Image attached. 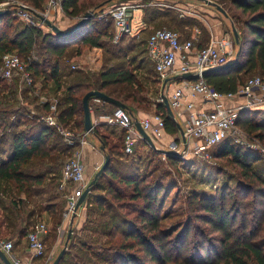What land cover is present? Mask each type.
<instances>
[{
    "label": "trees",
    "instance_id": "1",
    "mask_svg": "<svg viewBox=\"0 0 264 264\" xmlns=\"http://www.w3.org/2000/svg\"><path fill=\"white\" fill-rule=\"evenodd\" d=\"M5 1L11 0H0V3ZM20 1L33 9L43 10L49 0ZM113 1L115 0H62V10L71 18H78L88 11L99 9L79 31L66 36L51 31L45 32L44 27L38 23L24 24L12 6L7 14L0 17V52L3 55L16 51L21 59L28 60L31 63L34 80L41 83L43 92L46 84L51 81L60 88L64 69L62 61L66 57L71 60L80 56L86 48H101L102 38L107 37L117 44L114 46L116 49L113 47L117 55L135 51L137 45L135 39H132L134 43L125 50L119 46L130 34H123L115 43L116 30L112 18L98 17V13H102L107 4ZM126 1L122 0L119 4ZM229 4L238 12V21L242 25L240 41L235 44L236 50L239 51L238 61L226 69L204 76L205 83L223 95L236 93L249 79L255 77L250 76L253 73L259 72L264 78V0H229ZM226 12L230 17V13ZM231 17L230 20L236 28V21ZM45 27L49 29L46 25ZM36 52L41 56L40 59L32 57ZM115 59V56H112L111 60ZM120 65L121 63L116 62L109 72L98 73L94 81L77 83L69 87L68 106L59 114L60 121L65 127L70 128L69 123L75 118L79 133L85 131L83 97L91 90L102 91L120 100L125 104L124 109L127 112L132 108L130 100L134 105H138L136 104L139 103L138 97L135 99L134 96L128 95L124 99L107 90L111 86L125 84L126 87H134L138 84L137 66L126 64L122 68ZM8 85L2 83L0 78V98ZM12 86L17 96L18 83L15 82ZM31 89L32 87H25L23 97L31 103H36L37 98L33 97L35 101L30 98ZM11 107L4 110V117L0 120L3 122L0 135V180L8 181L19 195L30 200L33 189L46 180L44 173L33 174L29 171L30 165L33 164L30 162L39 160L38 162L42 164L44 161H53L55 155L73 154L79 149L80 143L76 142L74 146H69L56 129L47 127L38 118L30 121L26 118L28 114L23 107L17 110ZM35 107L42 110V107L47 106L41 107L36 104ZM157 108L163 113L165 132L172 135L179 133L176 116L174 118L169 116L164 103L159 104ZM255 114V111L249 108L241 109L237 126L250 138L264 145V118L259 120L254 117ZM25 122H28V125L21 130ZM99 132L95 127L93 133L107 149L111 160L92 190L99 187L105 176L110 177L111 182L103 196L97 197L96 201L87 196L86 201L94 207L91 211L102 218H108V203L113 202L110 204H115L117 212H112L107 220L113 222L119 219L120 215L125 216V219H122L119 225L111 224L112 228L107 234L108 240L103 247L104 255L100 254L102 244H95L98 238L101 240V230L97 228L101 222L91 221L93 223L91 226L83 228V232H88L87 237L76 238L81 255L76 253L72 262L69 260L71 250L68 252L66 250L59 264H90L91 256L110 264H264V159L261 154L237 144L230 135L224 138L212 150L216 149L214 152L216 158L226 160L235 170L237 176L235 185L223 186L214 196L197 194L189 196L186 220L166 227L165 220L172 213L166 208L167 200L176 185L165 184L160 164L144 172L142 167L146 159H142L141 153L130 157L127 170H118L113 156L114 149L119 144L110 145L106 137ZM54 136L53 142L51 139ZM150 151L153 156L148 165H152L155 158L161 155L156 149L152 148ZM164 156L176 167L182 162L177 155ZM50 167L53 165L50 164ZM48 206H45V209H48ZM110 208H113V205H110ZM1 210L0 205V240H11L4 239L10 235L13 226L10 225V219L3 216ZM88 223L89 219L86 224ZM94 223L97 226L92 228ZM19 231L22 236L28 234L27 228H20ZM96 235L97 238L94 237ZM75 236L74 234L70 238V245L74 242Z\"/></svg>",
    "mask_w": 264,
    "mask_h": 264
},
{
    "label": "built area",
    "instance_id": "2",
    "mask_svg": "<svg viewBox=\"0 0 264 264\" xmlns=\"http://www.w3.org/2000/svg\"><path fill=\"white\" fill-rule=\"evenodd\" d=\"M62 0H49L43 10L33 9L27 3L20 0H11L0 3V10L13 6L17 15L28 25H45L37 17V14L49 19L54 10H59ZM137 0L122 2L114 5L106 12L98 13L99 18L110 16L116 28L114 42H118L123 34H133L129 26L131 13L141 8V3ZM56 12V11H55ZM199 31L195 37L182 41L181 35L167 28H158L154 30L147 39V53L155 65V70L161 81L167 80L171 75L182 76L186 73L197 74V79L189 82L185 88L190 90V94L201 93L205 100L215 102L217 107L215 111L200 109L193 102H187L184 96L185 88H179L169 99L172 109L175 112L186 111L184 131L186 142L179 140L173 142L169 151L177 152V147L187 145L190 141L194 143L193 151L195 155L208 159L211 156V150L227 136H233L234 141L241 146L249 149H255L253 144L243 142L240 136L237 119L239 111L246 107H224L219 100L222 97L235 98L244 96L249 105L264 104V78L255 76L240 87L236 93L219 94L210 88L202 76V72L207 69L222 67L232 63L236 56L235 39L228 32L221 38L211 39L207 46L196 47V41L199 39ZM234 37V36H233ZM179 60L181 65L177 68L176 62ZM31 63L23 60L15 52H8L2 55L0 61V78L8 84L18 83V98L24 101L23 90L25 87H32L30 95L37 98L35 104L46 105L47 107L39 111L34 105L22 103L21 107L25 110L37 113L38 119L47 127L56 129L64 138L69 146H74L76 142L83 147L87 143L88 132L78 133L77 131L65 127L60 121L59 101L48 100L43 94V88L40 82H35ZM76 68V66H73ZM100 102V99H95ZM163 102V97H161ZM29 115L30 112H28ZM110 124L116 123L126 130L124 140V151L127 154L134 152L136 143L143 139L136 127V122L140 121L142 127L152 139H160L165 133V119L160 111L153 112L147 118L135 120L129 112L122 107H115L113 112L107 116ZM82 150L77 149L72 156L64 163L60 179L59 189L66 199V209L64 217L71 218L75 213L76 205L79 199L84 195L90 182L87 179L86 167L82 157ZM178 155L182 156L179 152ZM183 157V156H182ZM184 158V157H183ZM63 230L59 231V234ZM49 234L48 225L45 222L36 224L27 234V246L31 257L27 260L15 255V243L13 240H0V249L6 254L12 264H52L53 258L47 256V245L45 238Z\"/></svg>",
    "mask_w": 264,
    "mask_h": 264
},
{
    "label": "rangeland",
    "instance_id": "3",
    "mask_svg": "<svg viewBox=\"0 0 264 264\" xmlns=\"http://www.w3.org/2000/svg\"><path fill=\"white\" fill-rule=\"evenodd\" d=\"M122 0H115L113 1V3L107 4L108 6H106L105 8H110L116 4H119V2ZM130 2L133 0H127L126 2ZM155 1H161V0H155ZM169 1V0H166ZM190 2L193 3H197L199 5H204L205 2L203 0H188ZM217 4H219L220 6H222L226 11H228L230 13V15L234 18V20L236 21V29L237 31L240 33L241 29H242V25L241 23H239L238 21V12L229 4V0H211ZM214 10H217L216 7H213ZM99 10V9H98ZM98 10H95L94 12H97ZM218 11V10H217ZM221 12L219 11V14ZM141 14V11L136 10L134 12L135 16H139ZM222 15V13H221ZM66 15H63L62 17H64ZM83 16V15H82ZM78 17V18H71V17H64V19L51 16L50 19H52L53 23H55L58 27L60 28H67V27H73L75 25V22L77 23L78 20L82 17ZM230 16V17H231ZM229 17V20H230ZM231 17V18H232ZM71 20V23L69 25V23L67 21H65L66 19ZM21 19V18H20ZM174 19V18H173ZM22 21V20H21ZM169 21V22H168ZM168 21L166 22L165 26L161 27V28H167L173 31L175 30V25L170 24V19H168ZM175 21V20H172ZM24 24L26 23L24 20L22 21ZM226 25V24H225ZM42 27H44L45 32L47 31H51V29H46L45 25H41ZM227 31L228 32H232V25L230 26V21L228 22V26H226ZM136 30V29H135ZM52 32V31H51ZM134 31L133 34L134 35ZM132 35H130L129 37H127V39L125 41H123L122 45H119L122 49H126L130 46L131 43H134V40H136V48L135 51H131L126 55H117L115 51H113V47L117 46V44H114L112 42V39H108L107 37L104 39L102 38V42L103 45L101 47V65L96 66V58H97V53L94 52V48H99V47H89L86 48L83 53L84 55L81 57H76V60L73 59H69V57H66L64 59V61H62L63 64V77H62V85H65L66 88V92L63 89L62 91L65 92V94H59L57 91V85L54 81L49 82L47 85V87L45 88V92H43L44 96L50 100L51 102H53L54 99L59 101V107H60V111L64 108H66L68 106L67 103V96L69 95L67 93V88L68 86H70L71 84L74 83V81L72 80L70 74L71 73H77L78 71H87L88 72V78L89 81H94V78L96 79L98 76V73H100V70H107L109 67H111V65H116L117 63H121V67H125L126 64H129L130 66L134 65L136 66L138 63H140L142 60V57L147 56L146 53V40H143V38H140L138 36H135L134 38H132ZM232 38L234 41V37L232 34ZM117 43V42H115ZM114 49H116V47H114ZM94 50V51H93ZM14 52V51H13ZM16 52V51H15ZM237 50H236V54H237ZM82 55V54H81ZM2 56V53L0 52V57ZM112 56H115V60H111ZM32 57L36 58V59H40L41 56H39V54L36 52L35 54L32 55ZM31 57V58H32ZM236 58V56H235ZM30 60V59H29ZM70 60V61H69ZM94 62V63H93ZM114 63V64H113ZM73 66H76V68H73ZM99 67V68H98ZM114 67V66H112ZM137 79H138V84L136 86H128L126 87V85H122V86H111L108 87L107 90L109 92H111L112 94H116L118 96L123 97L124 99L126 98V96L131 95L134 96L135 99L137 97H140L139 99V103H136L138 105L136 106H140L143 108H148L152 111H158L157 106L163 102H161V85H156L153 83V85H148L150 84V82L146 81L145 78L139 76V73H136ZM250 76H262V74H260L259 72L253 73ZM249 76V77H250ZM43 81V78L41 79ZM2 83H7L5 82V80L2 79ZM147 85V87H145ZM9 87L7 88L6 91H4V93L2 94V97L0 98V120L2 117H4V110L7 108H13L14 110L19 109V107H21L22 103H29L32 105H36L34 102H30L29 100L24 99V101H21L17 96L14 94V87L12 86V84L8 85ZM97 86V85H96ZM98 87V86H97ZM62 88V86L60 87V89ZM99 88V87H98ZM122 89V90H120ZM143 95H146V98H142ZM31 100L33 98V96H30ZM96 98H92L91 99V107L92 109H94L95 111L99 110V107L101 106V103L96 102L95 100ZM146 103H144V101ZM35 101V100H34ZM11 105V106H9ZM130 105L132 107H134V103L132 100H130ZM26 113L28 114V119H30V121L36 120V118H38L37 113H33L32 111L29 110H25ZM31 115H29V113ZM254 117L258 118L259 120L264 118V114H258V115H254ZM263 117V118H262ZM3 122L0 121V135H2V124ZM70 125V129H73V126L75 124V118L72 119V121L69 123ZM28 125V122H25L22 126H21V130L25 129ZM19 129V130H20ZM74 130V129H73ZM99 130V129H98ZM100 134H101V130H99ZM239 134L240 136H242L243 142L246 143H250L253 144V147L255 149V151H257L259 154L262 155L263 159H264V145L261 144L259 141L250 138L247 133H245L241 128H239ZM109 135H110V142L114 143L117 139H123L124 138V133H122L120 130H116L114 131V128H111L109 130ZM232 138L234 139V137L232 136ZM53 142L55 141V136L51 139ZM153 140H157V139H153ZM183 140V139H182ZM179 143V141H177ZM184 142V141H183ZM118 144V142H117ZM103 145V144H102ZM172 145V144H171ZM170 145V146H171ZM240 145V144H239ZM100 146H101V142H100ZM183 146V145H182ZM182 146H178L177 147V152H179L182 156L177 155L178 157H180L182 160V162L179 163V165L176 167L174 166L172 163H170L165 156L163 155H159L157 158H155L154 162L152 165H148V161L151 160L152 158V151L148 150V149H143V150H138L139 153H142V155H144V159L145 160V164L142 167V169H144L143 171H150L154 165L156 164H160L161 168H162V177H165V184H174L176 185V188L172 190L168 200H167V206L166 208H168L170 213V217L165 220V226L166 227H170L174 224L179 223L180 221H185L187 218V199L189 196L197 194L199 196H209V194H218L219 190L222 189L223 186L225 185H230V186H234L237 176H236V172L235 170L229 166L226 162V160L224 159H219L216 158L214 156V152L216 151V149L211 150V156L208 159H204V158H199V157H192V155H189L192 158H189L188 156L185 157V151H183V149L181 148ZM82 146L79 147L80 150H82L81 148ZM138 148V146H137ZM170 148V147H169ZM137 154V153H136ZM72 154H59V155H55V157L53 158V161H44V163L41 164V162H38L39 160L35 161V162H30V167H29V171L33 174H41L44 173L46 176V180L42 185L36 186L33 189V194L34 196L30 199V200H26L25 196L19 195L18 193L15 192V189L12 186H9L7 183L2 182L0 183V197H1V193H3V202H1V206L3 209H8V211H6L8 214L6 216V212H4V216H6V218L11 219L12 217V222H21L22 223V219H24V222L27 221L29 215L31 213L32 217L36 216L39 217V214L41 216V212L40 210L42 208H44L46 205L53 203L54 205L50 207V212L48 211L46 216H41L42 220L40 222H45L48 225V230H49V234L47 237V246H48V250L52 251L55 247V245L58 243L57 249L54 251V253H56L53 257V261L55 260V258L59 255V253L66 248L67 252L71 250L70 252V258L69 260L73 262V260H75L74 256H76V253H79V255H81L80 249L77 247L78 244V240L76 238H80L81 236L84 237L88 235V232L85 231L83 232V228H87L89 226H91L95 221L101 222V224L97 226V224L94 223V225L92 226L95 227L97 226L98 229L101 230V240L100 238H98V240L96 241L95 244L98 245V243L102 244L101 246V252L100 254L104 255L103 252V247L105 246L104 243L107 242L108 240V232L111 230V226L116 223V224H121V220L125 219V216L120 215L119 219H115L113 222H109L110 215L113 213H116V206L115 204H110L113 202H109L108 203V218H102V216L98 215L96 216V213H93L91 210L94 207H91L90 204H88V202L85 200L84 204L81 207H85L84 208V213H83V217L80 219V221L78 222V224H75V219L77 218V216L75 218H73V216H71V218H65L64 217V210L66 209V199L64 197V195L62 194V192L60 191V189L58 188L60 179H61V175H62V169H63V165L64 163L69 159V157H71ZM82 157H83V161L85 163V167H86V175H87V179L89 182H91L94 177L95 174L98 172V170L101 168L102 165L100 166H93L89 161L88 158L85 157V153L82 150ZM195 161V164H190V160ZM35 164H37V166H34ZM50 164L53 165V167H50ZM52 169V170H50ZM111 182L110 177L105 176L99 184V187L96 190H92L89 194L88 197H90L91 200L96 201V198L99 196H103L105 194V191L108 188L109 183ZM56 196L58 197V200H48V197L50 196ZM88 197L86 199H88ZM24 201V203H23ZM110 205H113V208H110ZM80 207V208H81ZM80 210V209H79ZM78 210V211H79ZM112 210V211H111ZM113 212V213H112ZM11 216V217H9ZM85 216V217H84ZM21 219V220H20ZM89 219L90 223H87V220ZM37 220H39V218H35V220L33 221L31 226H35V224H38L40 222L37 223ZM23 222V223H24ZM108 223V224H106ZM112 224V225H111ZM107 226V227H105ZM124 227V226H123ZM125 227H128V225H125ZM25 228H27V225L25 226ZM70 229H73V233L71 235V237L74 236V234L76 235L74 237V242L70 245V239L69 241H67V237H68V232ZM63 230L61 234H59V231ZM98 230V231H100ZM94 237H98L97 235ZM9 238L8 236L5 237L4 239ZM100 240V241H99ZM77 247V248H76ZM99 253V252H98ZM97 253V254H98ZM92 257V263L90 264H110V263H106L103 260H98L97 258ZM53 263V262H52Z\"/></svg>",
    "mask_w": 264,
    "mask_h": 264
},
{
    "label": "crops",
    "instance_id": "4",
    "mask_svg": "<svg viewBox=\"0 0 264 264\" xmlns=\"http://www.w3.org/2000/svg\"><path fill=\"white\" fill-rule=\"evenodd\" d=\"M136 2H140L141 3V8L137 9L139 11H141V14L138 16L134 15V11H132L131 13V17H130V21H129V26L132 28V31H134V36H138L140 38H143V40H146V53H147V39L150 36V34L158 29L161 28L163 26H165L166 22L168 21V19H170V24L175 25V30L176 32H178L181 35V40L185 41L188 40L192 37H195L197 35V32L199 31V39L196 41V47H203V46H207L211 39H218L221 38L225 33H227V28L226 26H228V22L230 21V26L232 24V21L229 20V17H225L223 14L221 15V13L219 14V11L214 10L213 9V5L207 4L205 2L204 5H199L197 3H193L190 2L188 0H161V1H155V0H137ZM213 2V1H212ZM108 10L105 9L103 12H106ZM56 11V12H55ZM56 16L59 18L64 19V17H62L63 15H66L63 10L60 8L59 10H54L52 12V16ZM161 15V16H160ZM163 15V16H162ZM174 18V19H173ZM69 25L71 23V20L65 18ZM175 20V21H172ZM169 22V21H168ZM76 24V22H75ZM226 24V25H225ZM71 28L70 26L64 29H69ZM136 29V30H135ZM116 30V28H115ZM229 34L232 35L231 32H228ZM95 50V51H94ZM94 52L97 53V62H96V66L101 65V48H94ZM84 53L80 56L77 57H81L83 56ZM73 60H76V57L73 58ZM142 60L140 63H138L137 66V70L136 72L139 73V76L145 78L146 81L150 82V84L148 85H153V83L156 85H161V94L162 95H166L169 99L172 97V95L179 89V88H185L186 85L189 82H193L196 79H184L182 76L173 74L171 75L167 80L168 82L166 83V85L164 86L165 81H161L157 75V72L155 70V65L154 63L151 61V59L148 56L142 57ZM0 61H1V57H0ZM114 62V61H113ZM94 63V62H93ZM114 64V63H113ZM181 65V62L179 60H177L176 62V67L178 68ZM114 65H111V67H109L107 70H100V73H107L110 70H112L114 67H112ZM99 68V67H98ZM88 72L87 71H78L77 73L73 72L70 74L72 80L74 81L73 84H71L70 86H68L67 88V93H68V89L69 87H71L74 84L77 83H88L89 82V78H88ZM195 76V75H193ZM61 86L62 88H57V91L59 94H65L66 92V88L65 85H62V80H61ZM147 87V85L145 86ZM65 90V92H63L62 90ZM184 90V96L186 98L187 102H193L197 105L198 108L200 109H205L207 111H215L217 104L215 102L212 101H208L205 100V98L203 97V95L201 93H195L194 95L190 94V90L188 88L183 89ZM140 99V97H138ZM142 98H146V95H143ZM144 103L145 100H143ZM219 102L224 106V107H246L249 108L251 110H254L256 115L258 114H264V104L261 105H249L248 100L244 97V96H238L235 98H228V97H222ZM99 103V102H98ZM101 106L99 107L98 111H95L94 109H92L91 107V112H92V119H93V123H94V128L97 127L99 130H101V135L105 136L106 139L108 140V142L110 143V145H114L117 144L118 142V146L114 149V164L117 167L118 170L121 171H125L129 168V160L130 157L132 156H137L135 155L136 153L138 154V150H143V149H148L151 150L152 147L149 145V143L145 140V139H139L136 143L134 152L132 154H127L124 151V140H125V135H126V130L116 124H110L107 121V116L110 115L113 110H114V106H112L111 104H109L108 102H104L103 100L100 101ZM91 105V103H90ZM131 116L133 117V119L135 120H142L144 118H147L148 116H150L153 112L148 108H143L140 106H136L134 105V107H132L131 109H128ZM41 111V110H39ZM175 116L176 119L178 121V123L184 128L185 127V123H186V119L188 117V114L186 111L182 110L180 112H175ZM263 118V117H262ZM70 125V124H69ZM111 128H114V131H116L117 129L120 130L122 133H124V138L121 139H117L114 143H111L109 138V130ZM73 129L75 131H77L79 133V131L77 130L76 125L74 124ZM83 133V132H81ZM182 140V136L181 133L179 131V133L177 134H170L165 132L163 137L157 140H153L157 146V151H159L161 153V155H165L163 152L161 151H169L170 150V145L175 142V141H179ZM65 141V140H64ZM183 142V140H182ZM66 143V142H65ZM102 143L100 146V140L97 138V136H95V134L93 132L89 133L87 136V143L86 145L83 147V151L85 153V157L88 158V161L93 165V166H100L104 163L105 161V155L107 154V149L102 150ZM138 146V148H137ZM193 147H194V143L193 142H189L187 143V145H183L181 148L183 149V151H185V157L188 156L189 158L192 157H199L198 155H195L194 151H193ZM142 155V153H141ZM189 155H192V157H190ZM142 159H144V155H142ZM190 162V164H195L194 159L188 161ZM5 182L7 183L9 186H11L9 184L8 181L6 180H0V183ZM59 187V186H58ZM16 192V191H15ZM17 193V192H16ZM3 193H1V197H0V205L1 202H3ZM34 196V194H33ZM32 196V197H33ZM209 196H214V194H209ZM56 198V199H55ZM58 200V197L56 196H50L48 197V200ZM50 205V206H48ZM46 206H48V209L42 208L40 210L41 212V216H46L48 211L50 212V207L53 206V203H50ZM2 207V206H1ZM84 208L85 207H81L80 210L78 211L77 214V218L75 219V224H78V222L80 221V219L83 217V213H84ZM2 214H4V212L8 211V209H3L2 208ZM65 211V210H64ZM64 213V212H63ZM7 216V212L5 213ZM31 213L27 219L26 222H24V219L21 222H12V218L10 219V225H12L13 227L10 229V235L8 236L9 239L13 240L15 243V250L14 253L15 255L23 258L24 260H27L31 257V253L28 250V246H27V235L22 236V234H20V228L24 229L25 226L27 225V233L33 228L32 223L35 220V218H39V220H37V223L40 222L42 220L40 214L39 217H32ZM4 216V215H3ZM5 216V217H6ZM11 217V216H9ZM85 217V216H84ZM21 220V219H20ZM24 222V223H23ZM36 225V224H35ZM48 237V235H47ZM47 237L45 238L46 240V245H47ZM58 243L55 245L54 249L52 251L48 250V246H47V256H51L52 258L54 257V255L56 253H54V251L57 249ZM0 264H5L3 262V260L0 258Z\"/></svg>",
    "mask_w": 264,
    "mask_h": 264
},
{
    "label": "water",
    "instance_id": "5",
    "mask_svg": "<svg viewBox=\"0 0 264 264\" xmlns=\"http://www.w3.org/2000/svg\"><path fill=\"white\" fill-rule=\"evenodd\" d=\"M203 1L206 2L207 4L215 6L216 9L218 11H220L225 17H228L226 10L222 6H220L219 4L212 2L211 0H203ZM8 12H9L8 8L1 9L0 10V17L7 14ZM93 16H94V11H88L78 20V22L73 27H71L69 29H64V28L58 27L55 23H53L52 19H50V18L47 19V18L43 17L42 15L37 14V17L40 20H42L45 23V25L49 29H51L52 32H54L57 35H62V36H66V35L76 33L77 31H79L83 27L85 22L89 19H92ZM232 33H233L235 42L238 44L240 41V34L234 25L232 26ZM238 56H239V51L237 52L236 58L232 63L225 65V66H222V67L204 70L202 72V76L204 77L206 74H208L210 72L226 69V68L234 65L238 61ZM193 75H195V76H193ZM196 76H197V74H195V73H186V74L182 75V77L184 79H191V78L195 79V78H197ZM167 82H168V80L165 81L164 86L166 85ZM162 97H163V103L166 107V110H167L169 116L174 118L175 113H174V110L172 109L169 98L166 95H162ZM91 98L100 99V100H103L104 102L111 103V104L115 105L116 107L125 108V104L123 102H121L120 100H118L116 98H113V97L107 95L106 93H104L102 91L91 90L88 93H86L83 97V109H84V118H85L84 119V129L88 133H91L94 130V123H93L92 112H91V107H90V99ZM177 126L179 128V131L181 133L183 141L186 142L187 139H186L184 128L179 123L177 124ZM136 127H137V130L139 131V133L142 135L143 139H145L153 149L157 150V146H156L155 142L153 141V139L149 135V133L144 130L140 121L136 122ZM101 149L105 150L104 146H102ZM161 152H163L165 155H178L177 152H174V151H161ZM110 160H111L110 155L106 154L104 163L102 164V166L98 170V172L95 174L94 179L90 182L89 187L86 189L84 195L79 199V201L76 205V208H75V213L73 215V218H75L77 216L78 210L84 204L88 194L92 191V188H93L94 184L96 183V181L98 180L99 176L108 167ZM72 233H73V229H70L68 232L67 241H69V239L71 238ZM65 252H66V248H64L59 253V255L55 258V260L53 261L52 264H59L60 261L62 260L63 256H64ZM0 258L3 260V262L5 264H12V262L9 260V258L6 256V254L1 249H0Z\"/></svg>",
    "mask_w": 264,
    "mask_h": 264
}]
</instances>
